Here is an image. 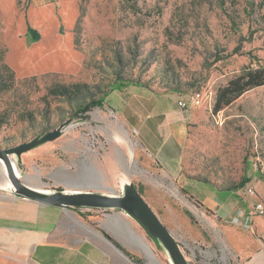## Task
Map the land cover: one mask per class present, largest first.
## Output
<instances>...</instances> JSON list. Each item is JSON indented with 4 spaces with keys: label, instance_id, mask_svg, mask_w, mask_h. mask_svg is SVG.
I'll return each mask as SVG.
<instances>
[{
    "label": "rangeland",
    "instance_id": "rangeland-1",
    "mask_svg": "<svg viewBox=\"0 0 264 264\" xmlns=\"http://www.w3.org/2000/svg\"><path fill=\"white\" fill-rule=\"evenodd\" d=\"M28 26L38 32L37 40L31 39ZM0 53L18 80L36 76L29 83L34 90L29 106L43 112L48 108L26 121L11 117L6 123L0 117V147L27 141L66 120L71 125L20 159L12 157L21 179L37 187L44 184L41 172L61 183L94 179L95 158L115 150L126 153L133 163L132 178L158 215L171 223L177 219L171 210L183 212L200 228V242L183 234L187 257H200L201 264H237L230 263L216 220L176 184L166 181L167 189L153 185L136 161L130 131L107 106L94 107L87 119H78L71 118L62 99L47 97L46 105L41 97L52 81L109 88L114 69L126 80L158 91L180 90L184 98L203 89L204 103L187 109L184 175L228 191L244 175H256L264 185V84L213 112L217 88L242 67L264 60V0L254 8L245 0H223L222 6L219 0H0ZM14 97L4 98L13 102ZM7 185L0 160V188ZM253 185L240 187V199L255 202L257 194L247 191Z\"/></svg>",
    "mask_w": 264,
    "mask_h": 264
},
{
    "label": "crops",
    "instance_id": "crops-1",
    "mask_svg": "<svg viewBox=\"0 0 264 264\" xmlns=\"http://www.w3.org/2000/svg\"><path fill=\"white\" fill-rule=\"evenodd\" d=\"M179 100L186 101L180 91H158L129 83L110 90L105 106L130 131L136 161L153 185L167 189L166 181L176 184L201 204L198 207L212 221H217L230 250V263L264 264V216L253 213V201L240 199V188L223 190L184 175L187 109L194 106L187 101L181 107ZM93 165L98 167L94 179L61 183L41 172L42 187L30 185L42 190H90L111 195L121 194L126 182L140 187L132 178L133 163L126 153L108 152L95 158ZM251 183L256 188V200L264 199V185L256 175L250 176L241 189ZM0 191H4L0 192V264H171L158 241L135 218L118 208H61L17 198L6 188ZM140 194L147 201L143 192ZM171 213L177 216L171 223L158 216L180 243L189 264H201L200 257H187L183 243L186 232L200 242V228L192 224L187 214L173 210ZM234 218L240 223H234ZM245 221L247 227L241 225Z\"/></svg>",
    "mask_w": 264,
    "mask_h": 264
},
{
    "label": "trees",
    "instance_id": "trees-1",
    "mask_svg": "<svg viewBox=\"0 0 264 264\" xmlns=\"http://www.w3.org/2000/svg\"><path fill=\"white\" fill-rule=\"evenodd\" d=\"M245 1H247V3L250 1L252 8L261 7L263 3V0L257 3H255L254 0ZM219 5H223V0H219ZM28 31L31 32L32 40H37L39 38L38 32L32 27L28 26ZM235 51H238V48H236ZM247 55H249L252 60L258 61V59L254 55H251L250 52H247ZM113 73L114 76L108 84L109 88H99L98 90H91L88 84L81 82L66 84L58 81H52L45 87L46 92L41 99L46 100V105H49L47 97L62 99L71 109V118L87 119V112L92 108H103L105 106V96L110 90L115 88L120 89L129 83H138L147 86L141 82H131L126 80L122 76L120 70L114 69ZM31 82H36V76L18 80L15 76V71L6 62H4L2 54L0 53V103L3 105L1 107L3 109L0 111V117L2 118L1 121L7 123L11 117H15L20 121H26L33 119L36 114L40 115L48 111V108H45L43 112V110L37 111L36 108L29 106L30 94L34 91L29 86V83ZM263 84L264 60L262 62H258L254 66L246 65L242 67L241 71L231 77L225 85L217 88L213 102V112H219L245 91ZM7 94H15V101L7 102L4 98ZM247 181H249V177L244 175L239 184L234 186V189L243 187ZM137 190L142 193L140 187L137 188ZM182 191L186 197L193 201L197 206L201 205L186 191ZM105 235L110 238V236L106 233Z\"/></svg>",
    "mask_w": 264,
    "mask_h": 264
},
{
    "label": "water",
    "instance_id": "water-1",
    "mask_svg": "<svg viewBox=\"0 0 264 264\" xmlns=\"http://www.w3.org/2000/svg\"><path fill=\"white\" fill-rule=\"evenodd\" d=\"M71 125L67 120L57 127L35 135L33 138L22 141L9 147H0V160L4 163L6 176L11 184L7 187L10 193L17 197L36 201L45 205L61 208L90 207L98 209L118 208L135 218L150 235L158 241L166 252L171 264H189L180 243L169 231L153 208L142 197L132 182L122 185L121 194L111 195L95 191L66 192L63 189L42 190L31 186L15 173L12 165V157L20 159L27 152L43 143L58 138L63 131Z\"/></svg>",
    "mask_w": 264,
    "mask_h": 264
},
{
    "label": "built area",
    "instance_id": "built-area-1",
    "mask_svg": "<svg viewBox=\"0 0 264 264\" xmlns=\"http://www.w3.org/2000/svg\"><path fill=\"white\" fill-rule=\"evenodd\" d=\"M190 102L191 105L193 106H201L204 101H205V93L203 91V89H197V90H193L191 93H190V96L189 98H186V101L185 100H179L177 102V104L181 107H185L186 106V103ZM247 191L250 193V194H254L255 193V190L253 187H248L247 188ZM252 211L254 214L256 215H261V216H264V199H258L256 200L253 205H252ZM233 222L234 223H240V221H238L237 219H233ZM241 225L243 227H247V223L246 221L241 223Z\"/></svg>",
    "mask_w": 264,
    "mask_h": 264
},
{
    "label": "bare ground",
    "instance_id": "bare-ground-1",
    "mask_svg": "<svg viewBox=\"0 0 264 264\" xmlns=\"http://www.w3.org/2000/svg\"><path fill=\"white\" fill-rule=\"evenodd\" d=\"M12 165H13V168H14V170H15V166H14V162H13V159H12ZM15 173L17 174V172L15 171ZM18 175V174H17ZM8 183H9V181H8ZM11 186V184L9 183V185H7L6 187H10ZM146 249H147V247L146 246H144ZM148 250V249H147Z\"/></svg>",
    "mask_w": 264,
    "mask_h": 264
}]
</instances>
